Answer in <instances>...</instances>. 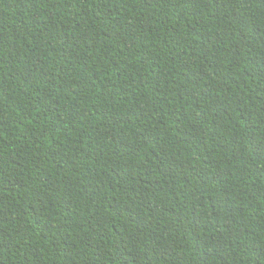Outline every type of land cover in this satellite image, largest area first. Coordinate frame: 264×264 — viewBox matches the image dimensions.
Returning a JSON list of instances; mask_svg holds the SVG:
<instances>
[{
    "label": "trees",
    "instance_id": "16d2710c",
    "mask_svg": "<svg viewBox=\"0 0 264 264\" xmlns=\"http://www.w3.org/2000/svg\"><path fill=\"white\" fill-rule=\"evenodd\" d=\"M0 264H264V0H0Z\"/></svg>",
    "mask_w": 264,
    "mask_h": 264
}]
</instances>
